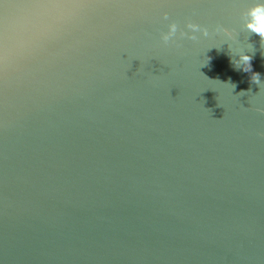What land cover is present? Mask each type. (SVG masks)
<instances>
[{
    "label": "water",
    "instance_id": "1",
    "mask_svg": "<svg viewBox=\"0 0 264 264\" xmlns=\"http://www.w3.org/2000/svg\"><path fill=\"white\" fill-rule=\"evenodd\" d=\"M256 2L0 0V264H264Z\"/></svg>",
    "mask_w": 264,
    "mask_h": 264
},
{
    "label": "clouds",
    "instance_id": "2",
    "mask_svg": "<svg viewBox=\"0 0 264 264\" xmlns=\"http://www.w3.org/2000/svg\"><path fill=\"white\" fill-rule=\"evenodd\" d=\"M247 15L249 19L246 22V27L250 30V32L258 35L261 39V42H264V2H259L258 0V2L252 4L247 10ZM163 18L165 20L168 19L167 13L164 14ZM187 27L192 30H197L198 25L188 24ZM177 30V25L175 23H171L168 25V34H165L162 37L163 43L165 45H168L170 40L175 37ZM210 59L211 57H208V63ZM251 60L252 57L250 55L242 54L240 56L241 63L237 66L244 72H251V83L256 84L259 87L261 85L260 74L252 71ZM232 63L234 65L236 64L235 61H232ZM231 86L233 89L235 88V84L231 83ZM241 92L245 91L242 90Z\"/></svg>",
    "mask_w": 264,
    "mask_h": 264
}]
</instances>
